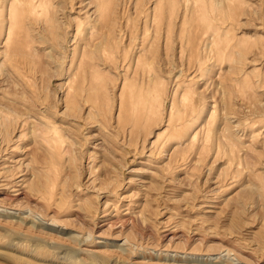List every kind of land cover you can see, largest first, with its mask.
Instances as JSON below:
<instances>
[{
    "label": "rangeland",
    "instance_id": "rangeland-1",
    "mask_svg": "<svg viewBox=\"0 0 264 264\" xmlns=\"http://www.w3.org/2000/svg\"><path fill=\"white\" fill-rule=\"evenodd\" d=\"M0 264H264V0H0Z\"/></svg>",
    "mask_w": 264,
    "mask_h": 264
},
{
    "label": "bare ground",
    "instance_id": "bare-ground-1",
    "mask_svg": "<svg viewBox=\"0 0 264 264\" xmlns=\"http://www.w3.org/2000/svg\"><path fill=\"white\" fill-rule=\"evenodd\" d=\"M98 16V15H97Z\"/></svg>",
    "mask_w": 264,
    "mask_h": 264
}]
</instances>
